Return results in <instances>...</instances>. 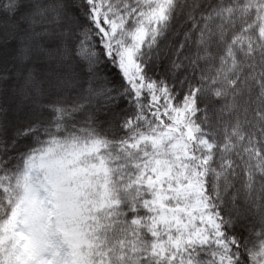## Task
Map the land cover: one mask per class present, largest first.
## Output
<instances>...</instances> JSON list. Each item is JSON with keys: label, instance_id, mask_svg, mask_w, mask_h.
<instances>
[{"label": "snow or ice", "instance_id": "6c2138e0", "mask_svg": "<svg viewBox=\"0 0 264 264\" xmlns=\"http://www.w3.org/2000/svg\"><path fill=\"white\" fill-rule=\"evenodd\" d=\"M0 264H264V0H0Z\"/></svg>", "mask_w": 264, "mask_h": 264}]
</instances>
